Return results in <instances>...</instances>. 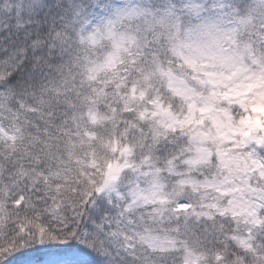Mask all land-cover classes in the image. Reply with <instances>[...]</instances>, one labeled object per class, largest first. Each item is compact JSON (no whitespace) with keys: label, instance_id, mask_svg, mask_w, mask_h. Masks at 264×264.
Instances as JSON below:
<instances>
[{"label":"snow or ice","instance_id":"1","mask_svg":"<svg viewBox=\"0 0 264 264\" xmlns=\"http://www.w3.org/2000/svg\"><path fill=\"white\" fill-rule=\"evenodd\" d=\"M0 264H264V0H0Z\"/></svg>","mask_w":264,"mask_h":264}]
</instances>
